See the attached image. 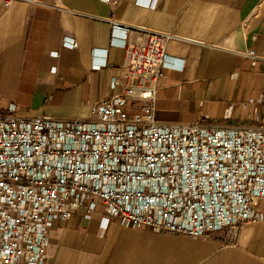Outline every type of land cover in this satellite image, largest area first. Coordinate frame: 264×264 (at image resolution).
<instances>
[{"label": "crops", "instance_id": "obj_1", "mask_svg": "<svg viewBox=\"0 0 264 264\" xmlns=\"http://www.w3.org/2000/svg\"><path fill=\"white\" fill-rule=\"evenodd\" d=\"M38 1L0 0V111L12 103L23 117L86 119L123 96L124 49L110 42L115 22L133 43L152 31L181 39L168 43L169 63L155 83L160 123L264 125V0ZM65 37L77 47H64ZM248 49L259 59L240 54ZM102 215L79 208L56 218L45 264H264V219L229 241L222 232L122 227Z\"/></svg>", "mask_w": 264, "mask_h": 264}, {"label": "built area", "instance_id": "obj_2", "mask_svg": "<svg viewBox=\"0 0 264 264\" xmlns=\"http://www.w3.org/2000/svg\"><path fill=\"white\" fill-rule=\"evenodd\" d=\"M129 31L112 22L110 42L124 49V94L89 118L23 117L12 103L0 111V264H45L54 220L79 208L101 209V222L122 227L222 232L229 241L264 219V125L160 123L155 83L168 43L181 39L152 31L133 43ZM240 54L259 59L251 49Z\"/></svg>", "mask_w": 264, "mask_h": 264}, {"label": "rangeland", "instance_id": "obj_3", "mask_svg": "<svg viewBox=\"0 0 264 264\" xmlns=\"http://www.w3.org/2000/svg\"><path fill=\"white\" fill-rule=\"evenodd\" d=\"M239 234V232L237 233V235Z\"/></svg>", "mask_w": 264, "mask_h": 264}]
</instances>
